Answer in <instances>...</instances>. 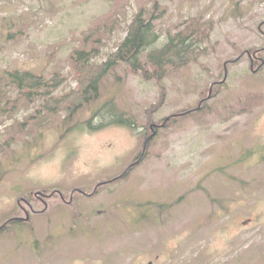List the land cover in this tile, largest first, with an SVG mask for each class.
<instances>
[{"label": "rangeland", "instance_id": "374dc122", "mask_svg": "<svg viewBox=\"0 0 264 264\" xmlns=\"http://www.w3.org/2000/svg\"><path fill=\"white\" fill-rule=\"evenodd\" d=\"M140 9L190 55L81 102ZM149 262L264 264V0H0V264Z\"/></svg>", "mask_w": 264, "mask_h": 264}, {"label": "trees", "instance_id": "16d2710c", "mask_svg": "<svg viewBox=\"0 0 264 264\" xmlns=\"http://www.w3.org/2000/svg\"><path fill=\"white\" fill-rule=\"evenodd\" d=\"M142 11L140 9L134 16L132 22L128 25L126 36L102 66L94 68L91 61L92 56L86 50L75 52L73 56L78 63L77 76L80 79L78 89L80 95L78 98L81 99V102L87 101L90 96H96L101 77L116 62L127 64L135 69L142 67L140 64L142 60L143 63L152 64L159 71L162 64L173 62L178 64L182 60L184 61L188 54L190 55V45L185 43V37H181L180 34L170 38L165 45L156 47L158 34L155 31V26L153 21L143 18L144 13ZM146 51L147 54H144ZM7 76L15 88L17 87L19 91L28 96L48 91L46 89H48L49 82L43 76L27 71L19 72L18 70L8 71ZM44 96L46 98L47 95ZM47 98L45 99L46 102H48ZM47 105L49 104L47 103Z\"/></svg>", "mask_w": 264, "mask_h": 264}, {"label": "flooded vegetation", "instance_id": "af4514ba", "mask_svg": "<svg viewBox=\"0 0 264 264\" xmlns=\"http://www.w3.org/2000/svg\"><path fill=\"white\" fill-rule=\"evenodd\" d=\"M152 127V126H151ZM154 131V130H153ZM155 133V132H154ZM59 194V196H60V198L62 199V200H64V196L62 195V193H58ZM53 195H50V197H52ZM45 206H46V204H45ZM29 207H30V205H29ZM31 208V207H30ZM24 213H25V217H14L15 219H26V217H29V213L26 211V210H24ZM13 218V219H14Z\"/></svg>", "mask_w": 264, "mask_h": 264}, {"label": "water", "instance_id": "95a60500", "mask_svg": "<svg viewBox=\"0 0 264 264\" xmlns=\"http://www.w3.org/2000/svg\"><path fill=\"white\" fill-rule=\"evenodd\" d=\"M153 135V134H152ZM152 135H150V136H148L147 138H146V140H145V143H144V148H145V145H146V143H147V141L152 137ZM28 217H26V219H27ZM148 264H151V262H149Z\"/></svg>", "mask_w": 264, "mask_h": 264}]
</instances>
